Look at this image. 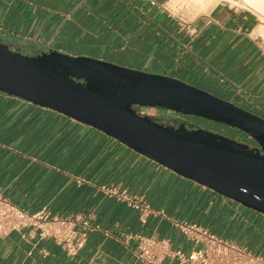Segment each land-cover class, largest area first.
Listing matches in <instances>:
<instances>
[{
    "label": "crops",
    "instance_id": "0c3cea01",
    "mask_svg": "<svg viewBox=\"0 0 264 264\" xmlns=\"http://www.w3.org/2000/svg\"><path fill=\"white\" fill-rule=\"evenodd\" d=\"M168 2L0 0V40L23 54L57 51L171 76L264 118V46L255 34L256 15L216 3L183 20ZM122 191L152 210L145 222ZM0 194L28 211L82 213L96 225L74 255L50 238L13 231L0 238V264H146L135 256L136 242H124L125 234L166 237L188 251L173 219L198 222L229 239L217 226L227 217L248 230L249 239L239 243L264 256V214L92 126L3 92ZM162 264L179 263L167 258Z\"/></svg>",
    "mask_w": 264,
    "mask_h": 264
},
{
    "label": "water",
    "instance_id": "95a60500",
    "mask_svg": "<svg viewBox=\"0 0 264 264\" xmlns=\"http://www.w3.org/2000/svg\"><path fill=\"white\" fill-rule=\"evenodd\" d=\"M0 92L92 126L172 172L264 214V151L139 113L156 107L236 127L264 149V118L177 78L0 40Z\"/></svg>",
    "mask_w": 264,
    "mask_h": 264
},
{
    "label": "built area",
    "instance_id": "2783aa9c",
    "mask_svg": "<svg viewBox=\"0 0 264 264\" xmlns=\"http://www.w3.org/2000/svg\"><path fill=\"white\" fill-rule=\"evenodd\" d=\"M219 3L229 6L221 0ZM120 195L129 206L141 211L140 220L145 222L146 215L152 212L149 206L140 197L126 196L123 191ZM172 224L189 241L188 251L174 248L169 238L138 233L125 234L124 242L127 244L134 240L135 256L146 264H162L167 258L179 264H264V256L217 235L198 222L173 219ZM95 228L89 216L82 213L57 216L51 215L45 208L28 211L0 194V238L13 231H27L29 235L36 233L40 238L52 239L69 255H74L81 241Z\"/></svg>",
    "mask_w": 264,
    "mask_h": 264
},
{
    "label": "rangeland",
    "instance_id": "374dc122",
    "mask_svg": "<svg viewBox=\"0 0 264 264\" xmlns=\"http://www.w3.org/2000/svg\"><path fill=\"white\" fill-rule=\"evenodd\" d=\"M216 3H219V0H179L177 1V3L175 1L174 6H167L178 18L180 17L183 20H193L198 15L207 12L210 7H212ZM229 6L233 7V5L231 4H229ZM236 7L249 9L256 15L257 23L255 34L264 46V19L260 18V16L250 7H247L242 4H239V6ZM190 85L202 89L194 84ZM203 90L207 91L205 89ZM207 92L221 99H224L222 96L216 95L209 91ZM139 113L150 115L155 120H158L162 123L165 121V119L172 118V123L176 125L183 124L187 129L203 130L249 146L252 142L249 136H247V134L242 130L222 122L207 119L202 116H197L193 114H180L171 110H161L156 107H142L139 109ZM226 220L229 221L228 224ZM219 225L221 226L220 232L232 241L239 243V241H245L249 239L248 230H246L245 227L242 228V224L238 223L236 219L231 220L230 217H227L223 221H218L217 226Z\"/></svg>",
    "mask_w": 264,
    "mask_h": 264
},
{
    "label": "bare ground",
    "instance_id": "6f19581e",
    "mask_svg": "<svg viewBox=\"0 0 264 264\" xmlns=\"http://www.w3.org/2000/svg\"><path fill=\"white\" fill-rule=\"evenodd\" d=\"M175 1L177 3L179 0H169L167 5L174 6ZM222 2L231 4L233 6H239V4H242L250 7L260 16V18L264 19V0H222Z\"/></svg>",
    "mask_w": 264,
    "mask_h": 264
},
{
    "label": "flooded vegetation",
    "instance_id": "af4514ba",
    "mask_svg": "<svg viewBox=\"0 0 264 264\" xmlns=\"http://www.w3.org/2000/svg\"><path fill=\"white\" fill-rule=\"evenodd\" d=\"M158 109H161V108H158ZM155 121L159 122L158 120H155ZM159 123H162V122H159ZM163 124H168V125H173V126H184L183 124H177L176 125V124L172 123V118L171 119L170 118L165 119ZM249 138L252 141L250 147H252V148H254L256 150H259L261 153H263V151H264L263 147L260 144H258L254 139H252L251 137H249Z\"/></svg>",
    "mask_w": 264,
    "mask_h": 264
}]
</instances>
